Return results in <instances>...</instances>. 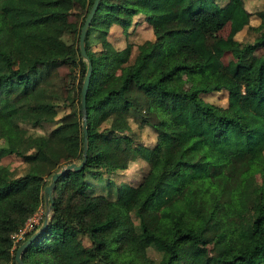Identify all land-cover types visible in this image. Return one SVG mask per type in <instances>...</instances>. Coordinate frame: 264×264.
<instances>
[{"label": "trees", "instance_id": "trees-1", "mask_svg": "<svg viewBox=\"0 0 264 264\" xmlns=\"http://www.w3.org/2000/svg\"><path fill=\"white\" fill-rule=\"evenodd\" d=\"M60 1L0 0V161L11 159L0 164V264H17L40 226L15 241L45 204L50 176L82 158L78 39L94 0H67L65 11ZM159 8L99 0L84 38L86 162L57 179L23 264H264V0ZM58 13L64 27L46 32ZM143 25L152 37L133 41ZM231 68L243 71L235 88L205 81ZM179 74L194 80L182 87ZM222 90L225 107L202 97Z\"/></svg>", "mask_w": 264, "mask_h": 264}, {"label": "rangeland", "instance_id": "rangeland-1", "mask_svg": "<svg viewBox=\"0 0 264 264\" xmlns=\"http://www.w3.org/2000/svg\"><path fill=\"white\" fill-rule=\"evenodd\" d=\"M40 0H28V3L32 4V5H36L38 4ZM48 1H55V0H48ZM164 1L166 0H156V3H160V8L159 10L163 7ZM60 5L62 7V11H65L68 8V3L67 0H61L60 1ZM247 25H256L258 23V19L255 17H251L248 20H246L245 22ZM65 24V19H64V15L62 13H58L56 14L49 22V26L46 29V32L51 33V34H56L57 31L59 29H62L64 27ZM228 28L229 25L227 24L220 32L219 34L222 36H225L228 32ZM112 31V36L110 37L111 41L118 47H123L125 44V39L124 36L121 34L120 29L113 27L111 29ZM245 34V29H243L242 31H240L239 33L236 34L235 38L236 39H242L243 36ZM152 37V32L145 26H141L137 29V32L131 37L133 41H140L141 39H149ZM60 41L62 42V40L60 39ZM181 45H179L178 47H180ZM228 59V58H226ZM227 75L221 74V75H217L214 76L213 78L207 79L205 80L206 82H208L209 84H214L217 83L218 81H225L227 83H229L233 88H235V86L238 84L236 83V81H234L235 79L232 77L234 73L239 72L242 73L243 71L239 70H234L233 68L229 69ZM252 77V71L244 73L241 76V79H243V82L240 84V87H245V85L247 84L248 81H250ZM193 77L189 74H179L178 77L176 78V81L182 86V87H187L189 86L192 82H193ZM226 94L227 92L225 90L216 92V93H212V94H208V95H202L203 99H205L206 101L213 103L215 105H219V106H224L226 103ZM6 121L4 118L0 117V135L2 133L3 127L5 126ZM120 147H122V145L120 144ZM11 162V159H3L0 161V164H5V163H9ZM114 162L118 163L119 165L124 164L125 162V156L123 155V153L121 151L118 152V155L114 158ZM46 205L42 204V206H40L39 210L37 211V213L29 220V222L27 223V227H30L29 225H32L33 223L36 224L38 223L41 219H43L44 213L46 211ZM179 250L181 251V262H184L185 260L188 259L189 257V253L187 250V246L186 244H179L178 245Z\"/></svg>", "mask_w": 264, "mask_h": 264}, {"label": "water", "instance_id": "water-1", "mask_svg": "<svg viewBox=\"0 0 264 264\" xmlns=\"http://www.w3.org/2000/svg\"><path fill=\"white\" fill-rule=\"evenodd\" d=\"M99 0H94L86 17L84 20V23L81 27L79 39H78V45L79 50L81 53L82 58L87 62V68L84 75V79L82 81L81 91H80V102H81V118H82V133H83V141H82V158L79 163H69L64 166H62L57 172L53 173L50 176V182L48 185H46L43 189V196H44V202L46 205V211L44 213L42 222L40 226L26 239L24 240L16 249L15 251V261L17 264H23L21 262V254L25 251V249L36 239L37 236L41 234V232L45 229L47 226L50 217L53 212V189L55 187V183L57 179L63 175L65 172L74 171L78 172L81 170V168L84 166L86 162V152H87V139H86V111H85V95L87 91V87L90 80L91 75V63L88 60V57L85 53V47H84V38L85 34L87 32V29L89 27L91 18L97 8Z\"/></svg>", "mask_w": 264, "mask_h": 264}, {"label": "built area", "instance_id": "built-area-1", "mask_svg": "<svg viewBox=\"0 0 264 264\" xmlns=\"http://www.w3.org/2000/svg\"><path fill=\"white\" fill-rule=\"evenodd\" d=\"M28 222H29V221H28ZM28 222H27V223H28ZM27 223H26V225H25V228L19 233V236L16 238L15 241H18L19 239H21V238H22V234H23V232H25V231H29L30 229H32L33 225H35V224L33 223L32 225H29L30 227H27ZM36 224H38V223H36Z\"/></svg>", "mask_w": 264, "mask_h": 264}, {"label": "crops", "instance_id": "crops-1", "mask_svg": "<svg viewBox=\"0 0 264 264\" xmlns=\"http://www.w3.org/2000/svg\"><path fill=\"white\" fill-rule=\"evenodd\" d=\"M214 76H217V74H215V75L211 76V78H213ZM226 104H227V94H226V103H225V105H224V106H222V107H225V106H226Z\"/></svg>", "mask_w": 264, "mask_h": 264}]
</instances>
